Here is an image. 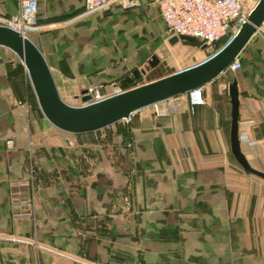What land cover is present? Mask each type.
I'll return each mask as SVG.
<instances>
[{"label": "crops", "instance_id": "crops-1", "mask_svg": "<svg viewBox=\"0 0 264 264\" xmlns=\"http://www.w3.org/2000/svg\"><path fill=\"white\" fill-rule=\"evenodd\" d=\"M20 1L0 0V17L17 13ZM139 1L141 7L128 11L111 5L87 12L83 0H36L30 39L66 103L82 105L80 92L88 84L114 88L125 77L132 82L137 76L117 71L118 61L94 45L102 39L105 17L114 28L128 16L150 20L153 0ZM257 1L250 5L245 0L244 5L251 10ZM239 57L238 70H226L201 87L202 104L191 106L185 93L179 95L182 108L171 115L154 117L150 106L134 112L129 117L131 158L119 133L111 136L108 155L100 144L86 141L99 131L71 134L54 127L42 115L28 76L0 53V263L25 264L21 259L31 256L34 234L42 247L66 252L76 244L96 248L102 240V252L110 248L113 255L112 236L126 221L140 220L134 230L145 245L142 264H163L162 255L154 252L167 242L152 228L174 218L171 232L178 236L179 264H264V179L244 171L231 154L228 94L235 78L241 151L253 168L264 172V22ZM154 65L143 64L139 71L150 74ZM111 87L106 92L112 93ZM31 159L38 168L35 175L28 169ZM28 201L33 204L29 216ZM187 232L195 235L192 240L183 239ZM250 235L261 242L240 244Z\"/></svg>", "mask_w": 264, "mask_h": 264}, {"label": "water", "instance_id": "water-1", "mask_svg": "<svg viewBox=\"0 0 264 264\" xmlns=\"http://www.w3.org/2000/svg\"><path fill=\"white\" fill-rule=\"evenodd\" d=\"M107 7L104 8L106 10ZM264 22V0H258L249 11L237 33L218 51L205 60L172 72L144 84L125 89L94 103L73 106L59 95L50 68L36 45L30 38L10 27L0 25V47L6 48L17 56L25 69L42 115L57 129L71 134L91 133L112 124L127 120L136 111L149 107L167 98L188 93L201 88L225 72L230 63L240 55L257 29ZM169 44L179 40L202 43L197 37L166 33ZM201 49L206 47L201 44ZM152 66V65H150ZM125 77L115 87L125 88L131 82ZM80 92L82 101L89 97ZM231 113L229 127L230 151L236 163L247 173L264 179V172L253 168L241 151L238 132L239 98L237 82L234 78L228 84Z\"/></svg>", "mask_w": 264, "mask_h": 264}, {"label": "rangeland", "instance_id": "rangeland-1", "mask_svg": "<svg viewBox=\"0 0 264 264\" xmlns=\"http://www.w3.org/2000/svg\"><path fill=\"white\" fill-rule=\"evenodd\" d=\"M254 1L255 0H250V5ZM151 6L152 11L149 13L151 19L149 20L145 17L147 21H144L145 19L141 17V15H139L137 18H135L134 16H128L126 20H124L125 23L117 27L118 29L110 25L108 20L110 18L105 17L100 22V28L103 32V36L102 39L98 38V43H96L94 46L98 48L101 47L105 51L104 55H112L114 60L118 61L116 69L117 71H128L131 74L133 73V71H135L137 73V76H134L133 81L127 87L120 88L121 91L144 84L148 82L149 78H153V76H156L158 74H170V72H176L195 65L213 55L229 40V37H226V41H224V43H222L219 48L214 47L212 50H206V47L201 50L199 46L204 43L186 41H178L174 45L170 46L166 38H163L162 33L160 32L163 24L159 17L155 2L151 3ZM130 18H134V20H131ZM110 31H112L113 33H110ZM114 31H116V33ZM110 34L113 35L111 36ZM25 35L28 38H31L30 31H26ZM0 53L2 58L6 59L9 62H13L15 65V70L19 71L20 67L18 65H20V61L15 54H13L6 48H0ZM143 64L148 67L155 64V68L150 72V74H148V72L142 73L139 71V68L140 66H143ZM226 73L228 74L229 72ZM22 82L23 84H25L23 78ZM96 86L99 87L100 91L103 93H106V90H110L111 87H106V89L103 88L102 85L97 84ZM25 90L31 92L29 87L27 89L25 88ZM149 109L153 114L152 108ZM154 117L156 116L154 115ZM131 122L132 121L129 118L127 120L120 121V124L118 125H110L106 128L98 130L99 132H97V134L86 137V141L90 142L91 140L93 143L96 142L100 144L101 147L106 150L109 155L112 152V145H114L111 136H113L114 133H119L120 137H122L123 142L125 143V150H128V156L132 158V156L134 157V155H132L131 153L134 147L133 140L132 138H130L131 135L129 132ZM77 140H74L73 142L77 143ZM87 151L91 152L88 148ZM108 158H110V156H108ZM29 167L32 168L33 175H35L38 168L36 167V163L34 160H32L28 164V169H30ZM131 173L134 174L133 171ZM132 178L133 176L130 175V180ZM24 204L26 205L25 207L30 210H28L27 212L28 216L29 214L31 215V208L33 205L32 201L28 205L27 203ZM87 218V221H92L91 218ZM139 221L140 220L126 221L124 226L118 229L119 234L116 233L114 236H112L113 240L109 245L116 250L115 252L113 251V255L109 254L110 248L107 249V253L102 252L104 248L102 247V240H98V245L96 246V248H94V246H88L87 249H84V247L80 248L76 244V249L72 252L61 251V249L50 250L49 248L42 247V245L36 242L34 239L38 236L32 233L34 235L30 236L33 245L31 256H25L23 257V259H21V261H24L25 264L30 261L33 264H142V256L144 253L142 234L140 233L139 235H137L135 234L134 230V226L136 227L137 222ZM108 224L110 225V222H108ZM163 225L164 226H162L160 229L152 228L156 230L152 233L153 235H160L161 238L167 242V245L162 251H156L154 253L161 254L162 258L166 260L165 264H174L176 258L179 257V252L174 247V243L178 241V236L171 232V229L176 225V220L174 218L167 219L163 222ZM106 228H108V226H106ZM111 232L114 233L116 231L112 228ZM49 234L50 232L46 233V236L48 237ZM98 235H100V233ZM194 236L195 235L193 233L187 232L184 233L183 239H186L187 241L192 240ZM98 237L100 238V236ZM260 242L261 237L250 235L242 237V242H240V244L257 245ZM132 246H134L135 250L134 248H131ZM187 255L190 254L187 252ZM92 257L98 258L100 259V261H95V259H91ZM105 258L110 263H107V261H101ZM182 263L190 264L189 260Z\"/></svg>", "mask_w": 264, "mask_h": 264}, {"label": "built area", "instance_id": "built-area-1", "mask_svg": "<svg viewBox=\"0 0 264 264\" xmlns=\"http://www.w3.org/2000/svg\"><path fill=\"white\" fill-rule=\"evenodd\" d=\"M83 2L87 12L102 11L111 5H116L124 11L142 6L139 0H83ZM153 2L159 9L167 32L172 30L177 36L200 38L206 45V50H212L226 37L231 39L246 22L250 11L244 5L245 0H153ZM37 9L36 0H21L19 11L7 17H0V25L10 27L26 36L25 32L36 26ZM239 68L238 56L227 70L236 71ZM83 90L85 91L83 95L89 99L82 105L100 101L121 91L120 87L114 86L112 93H103L96 85H87ZM187 94L191 106L203 103L201 88L193 89ZM150 107L156 117H165L180 111L182 101L178 95L154 103Z\"/></svg>", "mask_w": 264, "mask_h": 264}, {"label": "trees", "instance_id": "trees-1", "mask_svg": "<svg viewBox=\"0 0 264 264\" xmlns=\"http://www.w3.org/2000/svg\"><path fill=\"white\" fill-rule=\"evenodd\" d=\"M165 30H166V32H167V28L165 27ZM224 41H226V39L224 40H222L220 43H218L217 44V48H219L220 47V45L222 44V43H224ZM3 49V48H2ZM239 60H240V57H239ZM20 65H18L20 68V70H21V72L23 73V75L25 76V77H27V73H26V71H25V69L23 68V66L21 65V63H19ZM240 67H241V60H240ZM23 68V69H22ZM26 82H27V80H26ZM28 83V82H27ZM165 262H166V260H165ZM165 262H163V264H165ZM174 264H179L178 262H176L175 261V263Z\"/></svg>", "mask_w": 264, "mask_h": 264}]
</instances>
